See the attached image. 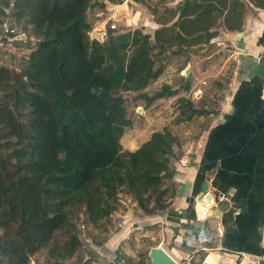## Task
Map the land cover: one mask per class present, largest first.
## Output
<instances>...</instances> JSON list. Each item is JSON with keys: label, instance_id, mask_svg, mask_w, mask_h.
<instances>
[{"label": "trees", "instance_id": "obj_1", "mask_svg": "<svg viewBox=\"0 0 264 264\" xmlns=\"http://www.w3.org/2000/svg\"><path fill=\"white\" fill-rule=\"evenodd\" d=\"M125 1L14 2L12 17L36 41L18 69L0 67V264H31L43 250L62 264L81 253L88 225L110 234L124 206L142 214L167 208L186 141L166 127L125 150L134 122L124 94L157 82L164 58L198 52L223 33L242 31L249 13L264 11V0H132L155 17L153 36L109 29L104 42L92 40L89 11ZM225 87L215 80L197 99L190 76L144 97L148 105L178 97L174 124L204 119L205 130L219 116ZM209 233L206 223L202 235ZM203 254L190 264H203Z\"/></svg>", "mask_w": 264, "mask_h": 264}, {"label": "crops", "instance_id": "obj_2", "mask_svg": "<svg viewBox=\"0 0 264 264\" xmlns=\"http://www.w3.org/2000/svg\"><path fill=\"white\" fill-rule=\"evenodd\" d=\"M14 2L0 0V43L4 38L1 23L14 19ZM125 4L128 6L129 1ZM117 15L114 13L112 18ZM223 37L231 47V77L219 80L226 86L218 94H222L219 116L207 129H199V139L184 143L185 153L176 163L173 180L175 196L165 209L142 214L132 208L123 217L147 223L145 230L152 234L163 231L167 237L162 245L179 264L199 261L200 251L208 257L212 253L210 244L217 254L244 256L237 264H264V11L249 13L242 31L223 33ZM14 42L7 41L0 50V67L18 69L30 52V47ZM195 74L198 72L191 68L192 78ZM199 81L193 82L194 88L206 81L207 90L215 80ZM204 182L209 183L214 195L212 204L198 202ZM206 222L210 233L205 237L202 233ZM218 224L222 225L221 232Z\"/></svg>", "mask_w": 264, "mask_h": 264}, {"label": "rangeland", "instance_id": "obj_3", "mask_svg": "<svg viewBox=\"0 0 264 264\" xmlns=\"http://www.w3.org/2000/svg\"><path fill=\"white\" fill-rule=\"evenodd\" d=\"M128 1L129 4L127 6L125 3H128ZM180 1L181 0H168V5L176 6ZM125 3V5L122 4L124 5L122 7L114 8L109 5L104 10L99 8L90 10L92 12L88 17V21L93 27L92 31L95 30L107 35L108 30L111 29V24L117 22V31L126 32L129 30L142 29L144 33L153 36L157 25L154 22L155 17L152 15L151 11L146 6L137 4L132 0H126ZM116 12L119 13L120 16L117 15L115 18H112V15ZM214 40H216L214 43L205 46L198 52H190L167 59L164 58V73L157 82L148 87L142 94L132 92L124 94L127 99L128 116L134 122V126L126 131L122 140V145L125 150H137L154 132L162 131L166 127L170 128L183 140V142L199 139V129H203L202 120L196 119L191 124H174L178 110L176 107L178 97L162 99L152 105H148L147 99H145L144 96L148 98L152 97L156 92L160 91L165 84H171L172 86L181 84L182 78L185 77L186 69L191 70V68L198 72V75L195 74V77L192 78L193 82H197L199 79V82H201L204 78L211 82L214 80H229L233 68V62L229 61L231 53L230 44L225 40L223 34ZM186 60H188V62L185 66ZM183 68L185 69L182 70ZM223 84L225 85V83ZM197 88H200V85L195 89L197 90ZM207 90L204 89L205 93L203 96H207L213 91L212 87L208 91ZM195 96H198L196 92ZM186 134H188V136ZM187 143H185V145ZM129 209L132 208L124 206L120 212L113 215L114 227L111 225L107 227L112 231H109L111 232L110 234L88 225V227L80 233V240L82 242L81 253L79 252L72 259L62 264H113L114 262L117 264V262L121 260L129 261L131 264H138L140 260L148 256L152 247L161 246L162 241L167 237L163 231L157 230L152 234L148 229H144V231L129 229L127 233H125V229L118 230V225L122 220L121 218L126 216L125 212ZM62 238L63 237L60 236V239ZM64 240L67 241V238H64ZM94 246L101 248V250L106 253H108L106 248L110 250L114 249L116 253H113L114 256L109 253L107 259H102L98 257L95 249L94 251L91 250ZM211 249L212 252L218 253V251L215 250L216 248L213 247ZM203 255L205 256V254ZM220 255H223V253L221 252ZM115 257H118V259ZM31 264L58 263L49 258L48 250H43L32 258Z\"/></svg>", "mask_w": 264, "mask_h": 264}, {"label": "built area", "instance_id": "obj_4", "mask_svg": "<svg viewBox=\"0 0 264 264\" xmlns=\"http://www.w3.org/2000/svg\"><path fill=\"white\" fill-rule=\"evenodd\" d=\"M14 7V6H13ZM117 22H115V24H111L110 28L111 30H116L118 25L116 24ZM1 30H2V34H3V39L0 43V50L5 48L6 42L9 41L12 44L15 45V40H18L19 42H21L23 45L22 46H27L28 44H30V42H35L36 40L33 37H29L27 36L24 31L21 29V27L17 24L16 20H5L1 23ZM216 40H213L212 43H214ZM208 86V83L206 81H203L200 85V88H197V90L195 91L197 93V97H202L204 95V89ZM121 222L118 225V230H144L145 228L149 227L147 223H144L142 221H139L137 219H132V220H128L126 218H121ZM222 225L218 224L217 225V229L219 232H221ZM221 235V233H220ZM96 251L97 255L99 258L102 259H107L109 256L108 254L110 253L111 255L114 256V254L112 253H116L115 250L113 252H104L101 250V248L98 247H93L91 250L92 251ZM224 258H233L234 259V264H237L239 260H241L242 258L245 259L244 256H240L239 254H233V253H223V255H221ZM207 258V256H206ZM205 258V261H206ZM251 264H255L253 262H251Z\"/></svg>", "mask_w": 264, "mask_h": 264}, {"label": "water", "instance_id": "obj_5", "mask_svg": "<svg viewBox=\"0 0 264 264\" xmlns=\"http://www.w3.org/2000/svg\"><path fill=\"white\" fill-rule=\"evenodd\" d=\"M90 36L92 40H97L102 43L105 41L106 34L94 30L90 33ZM190 76H191V70L186 69L185 79L188 80ZM202 189H203V196L198 200V202L205 201L206 203L207 202L211 203L214 200V195L209 191V183L204 182L202 185ZM148 256L150 258V261L146 264H179V262H177L173 258V256L162 246L152 247L151 250L149 251ZM113 264L116 263L114 262ZM117 264H125V262L121 260L118 261Z\"/></svg>", "mask_w": 264, "mask_h": 264}, {"label": "bare ground", "instance_id": "obj_6", "mask_svg": "<svg viewBox=\"0 0 264 264\" xmlns=\"http://www.w3.org/2000/svg\"><path fill=\"white\" fill-rule=\"evenodd\" d=\"M202 202V201H201ZM205 202V201H204ZM128 231L125 230V233ZM206 259V264H234L233 258H224L220 254L210 253Z\"/></svg>", "mask_w": 264, "mask_h": 264}]
</instances>
